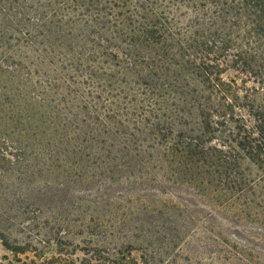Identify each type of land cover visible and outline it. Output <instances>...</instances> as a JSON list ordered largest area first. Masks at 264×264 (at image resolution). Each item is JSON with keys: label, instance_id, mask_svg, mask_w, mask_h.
<instances>
[{"label": "trees", "instance_id": "1", "mask_svg": "<svg viewBox=\"0 0 264 264\" xmlns=\"http://www.w3.org/2000/svg\"><path fill=\"white\" fill-rule=\"evenodd\" d=\"M0 140V264H264V0H0ZM69 167L140 190L51 222Z\"/></svg>", "mask_w": 264, "mask_h": 264}, {"label": "rangeland", "instance_id": "2", "mask_svg": "<svg viewBox=\"0 0 264 264\" xmlns=\"http://www.w3.org/2000/svg\"><path fill=\"white\" fill-rule=\"evenodd\" d=\"M3 132L5 133V131ZM8 145L16 148L13 142L10 141L7 144L6 141L4 142L3 140H0V146L5 148V150H8L9 154H18V152H14V149H9ZM1 147H0V154L3 153L5 154L6 151H4ZM7 158L13 160L10 155H7ZM38 161L44 162V158L43 157L38 158ZM70 162H75V159L71 158ZM74 172L71 170V167L67 168V170L64 172L63 171L54 172L53 170L51 173L46 172L42 176L38 177L34 183L33 180H25L23 182V184L25 185L35 184L36 188L41 189L42 191L41 194L44 197L45 206L55 208L53 215L52 214L48 215L49 217L51 216L50 217L51 222L53 221L52 218L56 217L60 219L63 218L66 222L71 221L77 224L76 221L79 220V216L76 215L74 211L77 210L78 208L77 205L78 200L90 196L91 194H88V192H92L93 193L92 195H94L96 191L100 190V195H101L102 194L101 191L103 190L104 186H106L105 190H109L111 192H117L118 190L125 191L126 187L130 188L131 190V191L129 190L130 193L137 194V192H139L140 190V179L138 178H137L138 179L137 182H129L128 184L121 183L120 184L121 187L113 186V188L111 189L109 188V184H107L106 182V178L108 175L100 174L101 177L97 176L96 178L89 179V181H85L84 183L87 185H83L82 183H79L77 178L73 177V175H75ZM82 175L87 177V173L85 172H83L80 175V178ZM88 175L91 176L92 174H88ZM122 176L124 177L126 176V174L123 173ZM89 199H91V197ZM27 202L29 201L27 200ZM136 206L139 208V211L136 209ZM122 207L123 206H116L113 209V212L114 213L122 212V217H121L122 220H124L127 217L126 222H128L129 220V224L132 227L137 226L138 228H140L139 202H135V205L131 204V206H129L130 209L129 207L126 208H122ZM75 227L71 229L72 234H77L79 232V230L76 229ZM249 231L250 234H247L246 232H243V230L241 229H232L227 232V237L231 239L234 243H237L241 246H249L251 247L250 249L256 252H263L264 244H262L261 240L254 237V235L257 236V232L251 229H249ZM63 237H68V235L65 234ZM141 244L143 245V243H140V239L134 241L133 246L136 249V251H134L133 256H135L136 258H139L141 255L140 252V249L142 248ZM182 245L184 247H187L186 244H182ZM55 250L56 247L52 245L50 249H47V253L50 254ZM73 253L75 254L72 256V258L74 259L81 260L82 258H84V255L80 250L74 251ZM0 256L1 257L8 256L9 258H12V255L3 248L1 243H0Z\"/></svg>", "mask_w": 264, "mask_h": 264}]
</instances>
